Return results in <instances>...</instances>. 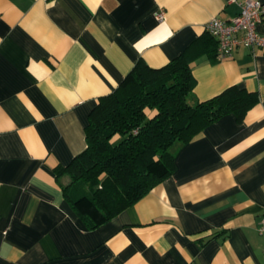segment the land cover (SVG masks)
Masks as SVG:
<instances>
[{"label":"crops","instance_id":"obj_1","mask_svg":"<svg viewBox=\"0 0 264 264\" xmlns=\"http://www.w3.org/2000/svg\"><path fill=\"white\" fill-rule=\"evenodd\" d=\"M238 12L231 0H0V264H264V48L218 60L204 30ZM188 47L190 103L229 87L257 103L205 128L171 176L88 230L53 170L85 150L89 113L139 59L160 68Z\"/></svg>","mask_w":264,"mask_h":264},{"label":"trees","instance_id":"obj_2","mask_svg":"<svg viewBox=\"0 0 264 264\" xmlns=\"http://www.w3.org/2000/svg\"><path fill=\"white\" fill-rule=\"evenodd\" d=\"M189 56L188 47L160 68L139 59L89 113L85 150L53 170L64 200L88 230L171 176L177 153L205 128L229 114L239 122L257 103L255 93L237 87L190 103L195 80Z\"/></svg>","mask_w":264,"mask_h":264},{"label":"built area","instance_id":"obj_3","mask_svg":"<svg viewBox=\"0 0 264 264\" xmlns=\"http://www.w3.org/2000/svg\"><path fill=\"white\" fill-rule=\"evenodd\" d=\"M237 5L238 14L229 21L213 18L206 23L204 30L216 40V58L223 60L232 56L236 46L248 49L264 48V36L258 34L257 27L264 21V3L257 0H231ZM158 20L162 14L156 15ZM257 231L264 235V215L257 223Z\"/></svg>","mask_w":264,"mask_h":264}]
</instances>
